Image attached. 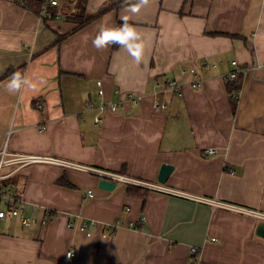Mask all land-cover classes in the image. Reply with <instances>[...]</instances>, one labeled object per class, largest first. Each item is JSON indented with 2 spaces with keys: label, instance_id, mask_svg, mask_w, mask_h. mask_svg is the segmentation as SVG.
<instances>
[{
  "label": "crops",
  "instance_id": "crops-1",
  "mask_svg": "<svg viewBox=\"0 0 264 264\" xmlns=\"http://www.w3.org/2000/svg\"><path fill=\"white\" fill-rule=\"evenodd\" d=\"M117 1L124 4L74 30L63 15L44 20L0 0V151L166 191L148 190L142 200L120 182L100 189L92 172L4 166L1 186L19 193L29 224L1 223L0 264H264L260 219L198 200L264 213V0H149L136 13L129 9L138 0H87L85 15ZM122 16L141 36L140 63L120 45L93 47L100 26L117 27ZM244 66L233 107L222 77ZM20 67L35 88L9 92L13 75H3ZM165 80L178 82L182 96L160 95L166 108L155 112L154 85ZM129 93L140 102L120 104ZM88 101L118 102L119 110L96 123V110L84 111ZM162 164L172 171L160 184ZM82 222L92 224L81 230ZM109 224L117 227L104 236Z\"/></svg>",
  "mask_w": 264,
  "mask_h": 264
},
{
  "label": "built area",
  "instance_id": "built-area-1",
  "mask_svg": "<svg viewBox=\"0 0 264 264\" xmlns=\"http://www.w3.org/2000/svg\"><path fill=\"white\" fill-rule=\"evenodd\" d=\"M7 1L14 3L17 6L23 9H26V10H28L29 5L31 4V1L35 2L37 4L36 14L40 19H44V20H54V19L61 17L64 14H71L70 12L74 11V8H70V5H73V0H7ZM246 69H247L246 66L238 67L234 71L223 75L222 78L224 82L226 83L230 82L231 80L235 79L237 76H240L242 73H244ZM189 72L195 76L194 70H189ZM97 86H98L97 94L99 96H102L103 91L101 89L100 82H97ZM192 86L194 88H198L200 86V82L198 80H194L192 82ZM168 92L175 93L177 96H182L181 85L175 80H165L164 82L156 83L154 85V91H153L154 98L152 102V109L155 112L163 111L166 108V104L163 101H161L158 97ZM141 98H142L141 95L129 93V94H126L123 98H120V104L122 102H127L130 105L138 104ZM34 108L36 110L41 109V103L39 102V100H37L34 103ZM94 109L96 110V114L94 116V121L96 123H99L101 121L100 115L102 113L117 112L119 110L118 102L100 101L95 106L91 101H88L84 106V111H90ZM214 151L215 150L213 148H206L205 154L212 155ZM42 162L61 165L64 167H70V168L78 169L84 172H92V173L97 174L101 179H106L112 182H120L126 185L132 184V185L148 188L149 190L166 191V189L159 184H146L140 180L130 179L122 175H117L111 172L80 166V165L66 162L63 160H59L53 157L8 153V152H5L4 149L0 151V169L4 166H11V165H15L17 166V168H21L24 166H28L30 164L42 163ZM9 174L10 173L6 174L5 176ZM5 176L0 174V225L4 220L10 217L18 218L21 224H29V220L24 218L21 215L20 204L22 203V199L19 193H17L12 188L1 186V180L4 179ZM88 193L90 194L91 192L88 191ZM198 200L207 201L216 207L228 209L231 211L251 214V215L256 216L262 222H264V213L256 212L253 210H249L247 208H242V207L231 205L228 203L219 202L216 200H207L203 198H198ZM48 215H50V212H48ZM139 223L140 221L136 223L129 222L128 226L134 228V227H137ZM91 224H92L91 222L90 223L82 222L80 229L85 230L87 229L88 225H91ZM116 227H117L116 224H109L108 226H106L107 231L104 236L110 235L113 232V230H115ZM86 234H90V232L86 231ZM191 252L194 253L195 249H192ZM72 255L73 254L70 251L67 252L66 254V256H70V257Z\"/></svg>",
  "mask_w": 264,
  "mask_h": 264
},
{
  "label": "clouds",
  "instance_id": "clouds-1",
  "mask_svg": "<svg viewBox=\"0 0 264 264\" xmlns=\"http://www.w3.org/2000/svg\"><path fill=\"white\" fill-rule=\"evenodd\" d=\"M148 4L149 0H138V3L132 5L129 11L132 13L139 12L142 6ZM121 19L123 23L119 27H105L101 25L98 34L92 40L93 47L100 50L108 47L110 44H118L124 48L137 63H140L144 49L141 36L136 28L128 23L127 16H122ZM22 84H27L30 90L35 88V85L31 84L27 79L22 80L19 73H15L8 84V91H19Z\"/></svg>",
  "mask_w": 264,
  "mask_h": 264
},
{
  "label": "trees",
  "instance_id": "trees-1",
  "mask_svg": "<svg viewBox=\"0 0 264 264\" xmlns=\"http://www.w3.org/2000/svg\"><path fill=\"white\" fill-rule=\"evenodd\" d=\"M86 2H87V0H76L77 11L75 13H72V14H64L63 15L66 20L76 24L74 30L85 25L90 20H92L93 18L103 14L107 10L124 4L123 1H117L114 3H110V4H107V5L103 6L102 8H100L93 15L86 16L85 15ZM28 9L37 13V4L33 1H31V4L29 5ZM119 26L120 25H118L117 27H119ZM58 38L61 39V37H58ZM112 45H113V48H115V47H117L118 44H112ZM21 69H22L21 67L16 69V70L15 69H9L5 72V74L3 76H6V77L12 76L15 73H19L21 76V74H22ZM230 82H227L228 98H229V101L231 102L232 106L234 107V104H235L236 99H237L238 90H239L240 76H237L235 79L231 80ZM60 182L63 183L62 181H60ZM148 190L149 189L145 188V187L127 184L126 195L132 196V197H140L142 200H144V197H145ZM53 215L54 214H50L49 216H53Z\"/></svg>",
  "mask_w": 264,
  "mask_h": 264
},
{
  "label": "water",
  "instance_id": "water-1",
  "mask_svg": "<svg viewBox=\"0 0 264 264\" xmlns=\"http://www.w3.org/2000/svg\"><path fill=\"white\" fill-rule=\"evenodd\" d=\"M172 171V166L167 164H162L157 176V182L162 184L166 181L168 175ZM97 185L100 189L106 191H112L115 187V183L106 179H100L97 182ZM255 234L259 237L264 238V222H260L255 229Z\"/></svg>",
  "mask_w": 264,
  "mask_h": 264
},
{
  "label": "rangeland",
  "instance_id": "rangeland-1",
  "mask_svg": "<svg viewBox=\"0 0 264 264\" xmlns=\"http://www.w3.org/2000/svg\"><path fill=\"white\" fill-rule=\"evenodd\" d=\"M70 8H74V11L73 12H70L71 14L72 13H75L77 11V9H76V0H73V5H70Z\"/></svg>",
  "mask_w": 264,
  "mask_h": 264
}]
</instances>
